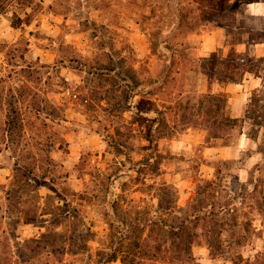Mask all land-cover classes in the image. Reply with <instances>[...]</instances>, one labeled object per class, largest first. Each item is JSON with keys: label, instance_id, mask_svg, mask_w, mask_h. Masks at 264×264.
<instances>
[{"label": "rangeland", "instance_id": "obj_1", "mask_svg": "<svg viewBox=\"0 0 264 264\" xmlns=\"http://www.w3.org/2000/svg\"><path fill=\"white\" fill-rule=\"evenodd\" d=\"M215 1L0 0V264H104L119 226L126 229L130 259L139 257L140 264H232L206 247L205 221L187 224L193 237L183 239L193 244L191 258L163 245L175 237L166 225L182 226L194 201H231L223 190L237 191L239 182L257 189L250 201L255 246L264 249V215L258 214L264 126L246 116L264 87V58L238 50L264 43V16L241 0L224 17L230 26L189 33L170 79L150 81L167 72L150 32L166 17L205 18L204 7ZM166 2L172 10L161 6ZM213 33L216 48L206 53L205 39ZM233 48L260 79L237 69ZM211 54L236 82L218 73L210 79L201 63ZM208 93L227 98L221 113L236 121L233 129L211 130L217 113L201 110ZM127 97L132 110L125 109ZM196 132L204 142L190 145L186 140ZM152 142L162 154L159 174L137 165L153 153L146 150ZM164 185L177 190L178 213H168L175 196L160 190ZM221 240H232L231 233ZM107 264L125 263L119 256Z\"/></svg>", "mask_w": 264, "mask_h": 264}, {"label": "trees", "instance_id": "obj_2", "mask_svg": "<svg viewBox=\"0 0 264 264\" xmlns=\"http://www.w3.org/2000/svg\"><path fill=\"white\" fill-rule=\"evenodd\" d=\"M259 1L260 0H248L247 2L255 3ZM182 3L183 2L180 1L174 2L175 8L176 10L179 11V13H183L184 10H186ZM199 4L200 3H198V5ZM239 4H241V0H234L233 2L232 0H216L214 6H209L208 8L204 7L206 11L205 12L206 15H204L205 18H196L189 20L188 18H186L185 15H183L182 17L175 19L166 17L164 19L165 22L161 21L163 22L164 25L159 26L156 29L157 31L150 32V38L155 52L160 55V58L162 60V67L166 68L167 72L162 76L160 75L159 77L156 78H150V81L158 82V83L168 81L174 73L173 68H175V65L177 63V54H180L181 50H183L182 47L185 45L183 39L189 33H194L199 28H204V27L208 28L213 26H217V27L230 26L227 20L224 19V17L229 11L238 9ZM161 6H165L167 9L172 10L174 5L171 2H166V4ZM159 8L163 9L161 7ZM153 17L154 19H156V16ZM174 23L175 26L169 32H165V29H168L167 27ZM178 35L182 36L181 41L174 40L175 38H177ZM257 43L260 42H256V41H253V43L251 42V44H257ZM162 48L165 49L170 54L164 53L162 51ZM233 53L239 54L235 48L232 49V54ZM240 55L241 54H239V56ZM249 59L252 61L255 60L252 58ZM220 60L221 59H219L218 54H211L210 57L203 59L202 63L200 60L199 61L204 66L203 70L210 77V79L213 78V76L218 73V74H224L228 79H230V81L236 82V80L231 78L230 76L231 74L225 72L224 70H222V68L218 66V62ZM233 60L236 61L238 65L237 69L241 67L246 73L248 72L255 74L252 68H249L245 65L244 63L246 61L245 57L240 56L238 59H233ZM229 61L230 60H228L227 58H223L221 62L225 64V62H229ZM231 66L233 67V64L227 67L228 71L232 68ZM131 80L135 86L139 85L140 83L139 80L135 79L133 76ZM132 91L133 90L131 89V92ZM126 100H127V104H125V109L132 110V104L130 101H128V97L125 99V101ZM143 101L144 99L140 100V102L138 103L139 112H141V109L143 108L141 107ZM148 103L149 104L151 103V105H155V102L148 101ZM226 104H227V98L222 95L208 93L204 97L202 101L201 110L207 108L208 112L209 110H211L217 113V115L214 114L213 116L214 118H212L211 120L213 122L211 130L223 131L222 126L225 129L234 128L236 121L229 117L224 118V116L221 113L224 111ZM248 108L249 109H247L246 116L250 119L251 118L252 119L256 118L258 120L260 119L261 122H257V124L264 126V87L261 90L254 93ZM148 111L153 112L157 110L156 109L152 110V108H150ZM146 150L148 152L152 150L153 153L148 154L147 159L137 162V165L141 166L138 169L140 170L142 168L145 171L150 170L151 173L159 174L161 170L162 154L159 151L158 144H154L152 142V146H149V148H146ZM119 170L122 171L123 169L119 167ZM210 185H211L210 187L213 186L212 183ZM239 185H240V189L237 191L233 189L223 190V192H226L227 198H232L231 201L227 200L225 202H221L218 201L217 199L214 202H211V200L205 199L201 201L202 202L201 206H198L199 200L194 201V203H192L188 207V209L185 210L187 214L184 219L186 221H183L182 226L180 225L173 227L170 225H166L169 232L172 233L175 237L173 238L172 242L167 243L163 246L168 250L175 247L177 250L183 251L185 255L191 258L193 244L190 242V240L186 241L183 239L184 235H191L189 232L190 228L188 227L187 224L189 222L199 223L200 221H205L209 223V228L207 229V232L205 231L203 237L206 239L205 241L206 247L209 249L211 253L213 254L222 253L221 255L226 256L227 260H229L232 264H264V249L257 250L256 247L257 245L255 246L259 237L256 236L255 231L258 232V230L254 226V222H253L254 218L252 217V216H256L255 215L256 213H254V205L252 204L253 203L252 199L255 198L254 196L257 189L248 188V186L242 182H239ZM160 190L162 191L164 190L165 192H170L174 194L175 200L168 208V213L169 214L178 213V210L180 208L178 206L179 196L177 190L169 185H164L163 188H161ZM217 193H219L220 195L219 190L217 191ZM240 198L244 199L241 202L242 206H239L238 204ZM258 205H259L258 210H260L258 211L259 212L258 214L264 215V204L259 203ZM112 210H114L115 214L118 216L117 202H114ZM251 227H253L255 234L250 233ZM134 229H135L134 226H132L131 230L134 231ZM125 233H126L125 228H121V226L116 228V233L114 234L116 238H114L113 240L114 251L103 262L104 264L117 260L119 256L123 257V261L125 264L141 263L136 260V258L139 257L130 259L129 253L131 252V249L127 248L124 245L126 239L123 237L126 236ZM230 233L232 235V240L229 241L221 240V237ZM241 234L244 235V241L239 239V236ZM198 236L200 237L199 234ZM191 237H193V234L191 235ZM194 237H196V235ZM247 246H253V250H257V252L255 254H250L249 256H245L243 249L247 248ZM137 247H140V244H137ZM124 248L126 249L125 251L123 250Z\"/></svg>", "mask_w": 264, "mask_h": 264}, {"label": "crops", "instance_id": "obj_3", "mask_svg": "<svg viewBox=\"0 0 264 264\" xmlns=\"http://www.w3.org/2000/svg\"><path fill=\"white\" fill-rule=\"evenodd\" d=\"M250 5H254L256 7V10L253 12L254 14L257 15H262L264 16V1H260V2H256V3H252ZM217 44V38H216V34H209L206 39H205V43L203 46L204 52L206 51V53L214 51L215 50V46ZM239 46L238 50L239 51H244V52H248L251 56L257 57V58H264V43H257V44H250V46H248V44H245L244 47ZM244 49V50H243ZM203 53V52H202ZM251 76H253V78L256 79H260V77H257L256 75H254L253 73H249ZM254 79V80H256ZM204 134H201L200 132H196V135H192L190 136L189 140H186L190 143H196V144H200L202 142H204ZM188 139V138H187ZM224 152V150H222Z\"/></svg>", "mask_w": 264, "mask_h": 264}, {"label": "clouds", "instance_id": "obj_4", "mask_svg": "<svg viewBox=\"0 0 264 264\" xmlns=\"http://www.w3.org/2000/svg\"><path fill=\"white\" fill-rule=\"evenodd\" d=\"M262 6H264V5H262ZM249 8H250V10H252V11H255L256 10V7L253 5V6H249Z\"/></svg>", "mask_w": 264, "mask_h": 264}]
</instances>
